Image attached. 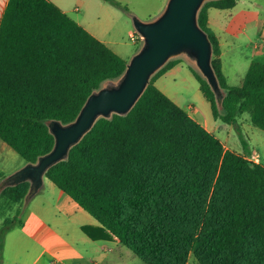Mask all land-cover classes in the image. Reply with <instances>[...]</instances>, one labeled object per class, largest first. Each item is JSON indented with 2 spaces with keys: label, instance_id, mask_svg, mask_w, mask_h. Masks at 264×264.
Masks as SVG:
<instances>
[{
  "label": "trees",
  "instance_id": "trees-1",
  "mask_svg": "<svg viewBox=\"0 0 264 264\" xmlns=\"http://www.w3.org/2000/svg\"><path fill=\"white\" fill-rule=\"evenodd\" d=\"M105 1L135 16L121 2ZM237 3L207 2L198 17L213 45L221 96L188 65L214 118L237 128L245 154L227 149L158 88L183 59L169 62L127 116L99 119L46 174L99 222L82 228L91 239H118L146 264H188L191 254L200 264H264V165L250 159L238 122L250 111L264 131V63L252 62L243 85L230 86L209 26V9ZM127 65L54 0H10L0 26V139L27 164L37 163L55 146L50 124L75 121L91 94ZM5 179L0 174V201L24 209L31 184L7 186ZM21 213L0 231V264L6 235L23 225Z\"/></svg>",
  "mask_w": 264,
  "mask_h": 264
},
{
  "label": "water",
  "instance_id": "water-1",
  "mask_svg": "<svg viewBox=\"0 0 264 264\" xmlns=\"http://www.w3.org/2000/svg\"><path fill=\"white\" fill-rule=\"evenodd\" d=\"M215 0H168L163 12L154 20L144 22L133 16V26L142 47L128 63L122 77L105 84L88 98L80 114L70 124L53 121V150L28 163L5 179L7 186L29 182L28 205L43 190L46 174L55 165L69 158L71 149L93 129L101 118L127 116L145 93L152 78L173 60L187 58L207 79L217 96L222 91L212 65L213 45L199 24V12L205 3ZM222 104V99L219 100Z\"/></svg>",
  "mask_w": 264,
  "mask_h": 264
},
{
  "label": "crops",
  "instance_id": "crops-1",
  "mask_svg": "<svg viewBox=\"0 0 264 264\" xmlns=\"http://www.w3.org/2000/svg\"><path fill=\"white\" fill-rule=\"evenodd\" d=\"M167 1L168 0H164L162 2ZM260 1L264 0H238L236 7L233 9H209V26L220 41L223 72L230 86L243 85L247 75L246 73H248L247 70H249L248 68L252 62L258 61L264 63L263 35L258 33L256 35V39L254 40L248 36L250 31L259 30L260 28L264 30V8ZM9 2L10 0H0V26ZM54 2L68 15L70 12H79L78 5L70 9L71 5L66 3L65 0H54ZM79 4L80 6L81 4L83 5V0H80ZM75 21L92 33L87 27L82 25L81 22L77 20ZM133 34L134 33H131V35ZM93 35L95 36V34ZM100 40L110 47L107 41L103 39ZM250 47H253L255 53L249 60L244 59L241 61L242 59L235 57L236 55L238 56L242 53V48L250 49ZM229 56H231L233 58L232 60H234L231 70L236 72V75L233 77V80L237 82L236 84L232 83L230 79L231 77L228 73L226 60L230 58ZM183 63L184 62H180L175 67L170 69L168 73H175L178 67ZM162 77L163 76L160 78ZM243 114L244 113L238 115V122L242 131H244L243 129L245 128V125L249 122V119L245 118ZM193 118L208 130L206 122L202 123L195 116ZM249 134L252 133L248 131V135ZM246 141L250 151V159L264 165V152L262 153L264 145L260 144L258 141H254V139L249 136ZM222 143L227 149H230L238 154H245V150L240 149L237 151L227 142L222 141ZM9 147L10 146H8L5 142H0L1 159L6 158L7 155H11L12 152ZM6 171V167L0 166V173H6ZM46 179L49 178L46 177ZM46 179L43 190L39 192L34 199L38 195H42L41 193H44L46 189L49 188L50 197L57 198V207H54L51 204L46 207L45 203L41 201L38 208L33 210L27 222L23 223L21 226L25 234L31 237L39 247V251H31L28 253V257L31 258V262L27 260L29 264H39L42 259L44 260V264H46L45 260L47 258L45 256L53 254V252L60 254L64 261L61 262L55 260L50 262V264H142L138 262L136 258H133L129 252L124 250V245L121 244L118 239L93 240L86 233H84L82 230L84 226H99V222L71 197H69L61 189H58L53 182L50 185L47 184ZM44 199L46 200V198ZM55 209L63 213L65 217H52V212H55ZM50 220L52 223H50ZM39 242L46 246L41 251L40 247L42 245ZM193 256L194 254L190 255L188 264H196L195 262H191ZM33 258L34 260H32Z\"/></svg>",
  "mask_w": 264,
  "mask_h": 264
},
{
  "label": "rangeland",
  "instance_id": "rangeland-1",
  "mask_svg": "<svg viewBox=\"0 0 264 264\" xmlns=\"http://www.w3.org/2000/svg\"><path fill=\"white\" fill-rule=\"evenodd\" d=\"M79 1L80 0H65L66 3L71 5L70 9L76 5L79 7V12H70L69 15L87 27L93 34H95V37L107 41L110 48L129 63L142 47L141 38L133 26V20L129 13L105 0H83V5L81 4V6ZM117 1L128 7L132 14L144 22L156 19L163 12L167 3L162 2L164 0ZM260 2L264 8V1ZM131 33L138 36L137 42L132 40ZM258 33H261L264 37V30L262 28L250 31L248 36L254 40L256 39V35ZM254 53L255 51L253 50V47H250V49L242 48V53L238 56L236 55L235 57L242 59L241 61L244 59L249 60L250 57H253ZM229 57L230 58L226 60L228 73L231 77L230 79L232 83L236 84L237 82L233 80L236 72L231 70L234 60H232L233 58L231 56ZM183 62L184 63L178 67L175 73H168V71L158 80V88L175 101L180 107L186 110L192 117L195 116L202 123L206 122L208 130L213 132L220 138V140L227 142L237 151L240 149L245 150L237 128L234 125L227 124L220 119L216 120L214 118L209 101L204 96L200 89L199 82L187 65V62H189L188 59L183 58ZM243 116L249 119V122L243 129L245 140H247L249 136L252 137L254 141H258L260 144L264 145V131L252 123L250 117L251 113L246 112ZM248 131L252 134L248 135ZM0 142H2L1 139ZM9 149L12 152L11 155H7L4 159L0 158V166L7 168V174H0L5 175L6 178L27 165L26 161L17 152L10 147ZM263 152L264 149L262 150V153ZM46 182L49 185L52 184L50 179H46ZM41 194L42 195H38L40 197L37 196L30 204L26 205V203H24V209L23 204L21 203H13L6 199H2L0 201V231L3 228L6 219L15 220L17 214L21 210L22 213L19 217L23 223L27 222L31 213L34 209L38 208L41 201L45 203L46 207L49 204L57 207V198L50 197L49 188ZM44 198H46V200ZM56 216L59 218L65 217L63 213L55 209V212H52V217L55 218ZM50 223H52L51 220ZM39 243L43 246L40 247L41 251L46 246L41 242ZM123 248L129 252L133 258H136L138 262L145 264L133 253V251L125 246H123ZM31 251H39L38 244L31 237L25 234L21 226L16 224L5 238L3 264H29L27 260L31 262V258L28 257V253ZM48 255L45 256L47 258L45 260L46 264H50V262L55 260L61 262L64 261L63 257L57 252H53V254ZM32 260H34V258ZM191 262L200 264L194 256ZM39 264H44V260L42 259Z\"/></svg>",
  "mask_w": 264,
  "mask_h": 264
},
{
  "label": "built area",
  "instance_id": "built-area-1",
  "mask_svg": "<svg viewBox=\"0 0 264 264\" xmlns=\"http://www.w3.org/2000/svg\"><path fill=\"white\" fill-rule=\"evenodd\" d=\"M131 38L134 42L138 41V36L136 34L131 35Z\"/></svg>",
  "mask_w": 264,
  "mask_h": 264
}]
</instances>
